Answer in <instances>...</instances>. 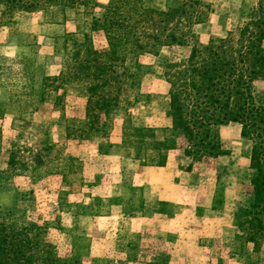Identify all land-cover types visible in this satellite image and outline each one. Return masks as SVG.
<instances>
[{"label": "rangeland", "instance_id": "obj_1", "mask_svg": "<svg viewBox=\"0 0 264 264\" xmlns=\"http://www.w3.org/2000/svg\"><path fill=\"white\" fill-rule=\"evenodd\" d=\"M109 1L96 0L98 7L92 9L69 8L79 22L74 31L55 43H35L29 57L0 59V89L10 100L0 104V218L8 224L43 227L46 239L72 264H264V238L249 244L239 236L241 216L253 204L248 193L253 174L251 141L242 138L241 150L229 159V166L219 164L220 156L194 162L184 154V138L165 127L169 118L166 64L186 60L192 43L139 57L131 68L133 86L124 85V75L118 76L120 90L111 91L117 103L101 111L88 107L86 83L65 81L78 64L72 38L107 51L97 20ZM203 1L211 5V12L204 23L192 28L203 44L237 33L258 3ZM142 2L167 11L180 0ZM22 13H26L22 8L0 0V53L5 36L15 33ZM41 45L46 46L45 60L57 74L44 77L39 86L34 67ZM263 90L261 83L253 84L258 102L263 100ZM233 128L229 127L232 140ZM219 136L221 156L229 155ZM120 141H125L124 154L131 152L127 148L144 143L149 155L146 164H165L167 152L181 147L177 180L187 184L189 199L156 207L143 200L123 202L125 192L128 200L133 169L118 158V152L104 159L90 148L97 145V153H107L110 142ZM102 197L110 199L101 201ZM121 208L133 214L122 215Z\"/></svg>", "mask_w": 264, "mask_h": 264}, {"label": "trees", "instance_id": "obj_2", "mask_svg": "<svg viewBox=\"0 0 264 264\" xmlns=\"http://www.w3.org/2000/svg\"><path fill=\"white\" fill-rule=\"evenodd\" d=\"M3 1L22 8V12L50 6L98 7L96 0ZM257 1L251 17L237 33L203 44L192 31L211 12V5L203 0H180L167 11L146 7L142 0H110L101 7L103 15L97 20L107 40V51L99 52L72 38L78 64L65 80L86 83L88 107L101 111L117 103L111 91L120 90L118 76L124 75V85L133 86L131 68L139 57L162 47L192 43L186 60L166 64L171 131L184 138L186 157L208 162L223 155L220 127L240 125L241 137L252 143L249 160L253 174L248 193L253 204L239 224V236L249 244L264 238V93L258 102L253 92L254 83L264 87V0ZM118 68L123 71L119 73ZM0 264L72 262L60 256L57 247L46 239L43 227L8 224L0 218Z\"/></svg>", "mask_w": 264, "mask_h": 264}, {"label": "crops", "instance_id": "obj_3", "mask_svg": "<svg viewBox=\"0 0 264 264\" xmlns=\"http://www.w3.org/2000/svg\"><path fill=\"white\" fill-rule=\"evenodd\" d=\"M74 13L76 12L73 9L61 8L59 6L49 7L37 13H22L17 21L15 33L5 36L4 45L1 46L2 52L0 53V59L17 60L26 58L35 51L33 49L35 43H40V41L45 42L44 45L47 44L46 41L55 43L56 39H60L65 36V34L74 31L75 25L79 23L75 20L76 17ZM44 45L40 46L37 55H35L37 56V63L34 69L37 73L39 86L44 77L57 74L56 68H52L51 63H47L45 60L44 54L46 46ZM38 74L40 75L39 79ZM9 101V94H5L4 90L0 89V104L5 106L9 104ZM167 120L168 122L165 127L170 129L171 120L169 118H167ZM231 125L235 126V128H233L234 140H232L229 133V127ZM236 126L238 125L230 124L228 126H222L219 129L222 143H225L223 144V149L231 151L229 155L217 158V161L222 166H229L231 163H228L229 159L241 150V148H239V145L242 144L243 141L241 129L240 126H238V128H236ZM238 140L240 142H237ZM120 142H110L111 145H109L107 153H97V145H90V148H94L97 156L104 159H112L114 158L112 151L118 152L120 155L118 158L121 161L125 160L129 163L131 169H133L130 181L131 190L129 191L130 193L128 192V200L125 192V195H123V202H139L143 200L149 205L156 207L159 204H180L189 199L191 195L188 196L189 189L187 184L177 180V175H179L178 163L183 157L181 147L178 146V148L168 151L166 154L167 162L163 165L157 163L146 164L148 160L147 156L149 155H147L148 153L144 143L140 145V147L127 148L131 152L129 154H124L123 150L126 148H123V145L125 141ZM247 150H249V147L245 146V151ZM127 169L130 168H126V170ZM108 198L102 197L101 201L107 202ZM122 210H120L122 215L129 216L133 214H126L124 210ZM233 226H235L236 231L237 224L234 225L233 223Z\"/></svg>", "mask_w": 264, "mask_h": 264}]
</instances>
